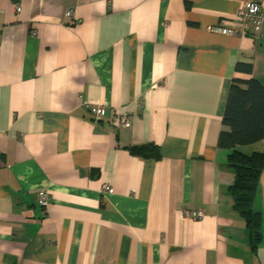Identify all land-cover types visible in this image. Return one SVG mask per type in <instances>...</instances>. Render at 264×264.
Wrapping results in <instances>:
<instances>
[{
	"label": "crops",
	"instance_id": "1",
	"mask_svg": "<svg viewBox=\"0 0 264 264\" xmlns=\"http://www.w3.org/2000/svg\"><path fill=\"white\" fill-rule=\"evenodd\" d=\"M246 1L0 0V264H264V169L252 248L217 144L232 81L264 87V24L209 30Z\"/></svg>",
	"mask_w": 264,
	"mask_h": 264
},
{
	"label": "trees",
	"instance_id": "2",
	"mask_svg": "<svg viewBox=\"0 0 264 264\" xmlns=\"http://www.w3.org/2000/svg\"><path fill=\"white\" fill-rule=\"evenodd\" d=\"M249 70V66H246ZM224 129L219 132L218 146L229 150L227 164L233 171L228 187L232 208L243 219L252 248L259 241V215L252 209V199L264 169V150L243 153L237 146L253 144L264 138V87L255 79L233 80L229 86L222 115ZM144 157L158 158L153 144L130 147Z\"/></svg>",
	"mask_w": 264,
	"mask_h": 264
},
{
	"label": "built area",
	"instance_id": "3",
	"mask_svg": "<svg viewBox=\"0 0 264 264\" xmlns=\"http://www.w3.org/2000/svg\"><path fill=\"white\" fill-rule=\"evenodd\" d=\"M69 15V12H66ZM236 24L230 25L226 21H223L219 25L211 26L210 31L232 36H243L249 28L258 32L261 26L264 24V12L261 10L257 0H248L242 5L236 12L235 15ZM91 112L96 116H102L105 113L104 107L101 105H88ZM116 122L122 126L130 125V118L127 114L122 113L116 118ZM110 190V186L107 183L102 184V191ZM37 203L40 207H45L46 205V195L44 192L40 191L37 193ZM203 213L198 210L192 213L193 217H201Z\"/></svg>",
	"mask_w": 264,
	"mask_h": 264
}]
</instances>
